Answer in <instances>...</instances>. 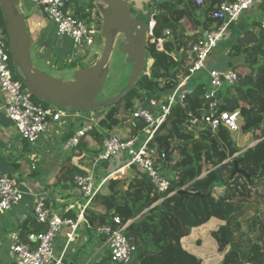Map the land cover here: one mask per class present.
Instances as JSON below:
<instances>
[{"label": "trees", "instance_id": "obj_1", "mask_svg": "<svg viewBox=\"0 0 264 264\" xmlns=\"http://www.w3.org/2000/svg\"><path fill=\"white\" fill-rule=\"evenodd\" d=\"M220 1L205 0L202 5H196L194 0H159L155 8L158 14L154 36L162 38L163 31L170 30V36L164 40L163 51H158L154 44L148 42L147 54L151 59L148 75H142L119 102L104 108L97 125L85 134L79 145L71 150L70 156L50 175L48 187L66 193L73 188L74 176L88 174V167L102 151L104 138L115 134L113 131L120 124L128 122L131 136L144 127L141 120L132 118V112L145 107L151 99L171 93L180 78L187 75V53L191 45L201 38L203 32L212 31L220 24L212 17ZM75 13L87 23H91L95 16L101 17L96 5H92L86 13L78 9ZM187 25L191 29L190 35L186 33ZM0 27L7 41L1 10ZM233 27L234 24L230 30ZM233 35L222 51L224 53L228 49L227 66L232 69L231 60L243 57L241 70L238 71L239 81L235 87L219 95L218 99L223 104L221 110L239 113L238 133L230 134L224 129L212 133L207 128L199 127L195 134L187 127L189 114L200 111L208 103L204 98V84H197L183 105L177 104L171 108L153 139L157 151L166 155L163 161H159L160 169L173 176L169 193H176L171 196H168V192L156 193L149 180L139 175L130 181L108 180L84 212L89 225L85 231L87 235H93L90 229L96 227H118L134 220L124 229L125 235L131 237L136 245V252L129 264H202L185 249L183 240L190 236L194 228L210 219L224 223L215 228L213 238L216 243L221 248L231 244L223 264L239 261L238 252L243 241H235L234 237L241 229L239 220L246 213L243 206L249 203L253 195L264 201V30L254 20L251 27L236 39ZM33 101L47 105L34 96ZM242 135L249 138L245 146L251 141L257 143L239 154L242 149L237 140ZM234 161L244 172L253 175L252 186L263 185L259 188L261 194L253 193L247 180L240 175L230 179ZM217 189L222 192L214 197ZM181 190L198 193L202 197L181 193ZM99 208L104 210H97ZM66 216L74 218L75 214L71 212ZM114 218H118L120 225L114 222ZM45 230L44 225L31 217L19 231L21 238L25 239L28 234H39ZM251 246L252 251L248 253L247 249L242 259L248 262L259 258L260 264H263L259 243ZM83 247L84 244L73 256L75 262L70 264H79L76 260L85 251Z\"/></svg>", "mask_w": 264, "mask_h": 264}, {"label": "built area", "instance_id": "obj_2", "mask_svg": "<svg viewBox=\"0 0 264 264\" xmlns=\"http://www.w3.org/2000/svg\"><path fill=\"white\" fill-rule=\"evenodd\" d=\"M21 1L19 0V3ZM204 1L194 0L196 5H202ZM25 2L42 8L43 17L53 26L57 39L68 41L76 48L92 44L96 34L93 24L100 23L101 17L95 16L91 23H87L75 13L77 9L81 13H86L88 8L84 6L90 5L91 0H25ZM82 2H85V5ZM249 13L255 16L260 29L264 30V0L220 1L212 14L220 24L212 31L203 32L201 38L191 45L187 53V56L189 55L187 75L180 78V82L171 93L151 99L145 107L132 112L133 119H139L144 123V127L137 134L127 139H122L117 134H110L104 138L102 151L89 166L88 174L74 176V200L71 204L57 212L53 209L48 193L41 192L31 196L33 218L38 224L44 225L46 230L39 234H28L25 239L21 238L19 230L13 231L9 236L8 245V255L12 264H65L68 257H73L80 248L79 230L89 229L84 212L111 177L121 179L120 176L126 174L129 175L126 180L130 181L135 175L143 176L149 180L154 192L169 193L171 186L169 172L159 167V161H163L166 155L165 152L157 151L153 139L160 125L170 114L171 108L177 104L183 105L193 94L196 86L190 83V79L197 73L206 72L209 88L205 89L204 98L208 103L200 111L189 114L187 122L194 128L204 127L212 133H217L219 129H224L230 134L238 133L239 113L221 110L223 104L218 98L223 92L238 84L236 67L240 65L232 61L233 69L207 70L206 63L210 54L227 39L231 25ZM157 14L154 9V13L149 16L146 36L148 42L154 44L158 51H163V43L165 38L170 36V30H164L162 38L154 36L156 20L153 16ZM224 54L228 55V49ZM174 60L176 61V58ZM147 71L146 75L149 73ZM0 94L3 99L0 112L14 123L21 139L30 145L37 142L49 143L48 141L56 138L63 153L67 154L76 148L85 134L98 123L91 114L83 117L84 112L35 103L24 78L12 65L8 43L1 27ZM36 168L37 165H34L33 169ZM95 172L101 174V178ZM174 193L176 192H171L168 196ZM24 200V193L19 189L17 180L0 173V216L11 212L14 207L23 204ZM71 212L75 214L74 218L66 216ZM133 221L118 227L100 226L90 229L93 236L103 239L102 248L106 253L101 251V248H93L92 252L83 251L78 257V263L129 264L136 252V245L131 237L125 235L124 229ZM114 222L120 225L118 218H114ZM59 241H62L61 246L58 245Z\"/></svg>", "mask_w": 264, "mask_h": 264}, {"label": "crops", "instance_id": "obj_3", "mask_svg": "<svg viewBox=\"0 0 264 264\" xmlns=\"http://www.w3.org/2000/svg\"><path fill=\"white\" fill-rule=\"evenodd\" d=\"M95 1V0H94ZM155 0H128V3L131 7L134 8L137 14H145L149 10L150 15L154 13V3ZM97 5V3H95ZM148 7L147 9L145 7ZM97 8V7H96ZM98 9V8H97ZM146 9V10H145ZM40 9L38 7L27 4L24 2V5L22 2L20 3V6L17 8V12L24 15L25 18V24L27 27V31L30 34L32 45H31V56L34 63V53H32V48H34L35 53L38 55V59L42 61L44 64L53 58L52 55L54 54L53 48L55 46H59L62 48L63 45H67V47H72L71 43L62 39H57L54 34V28L43 16L36 15ZM99 10V9H98ZM100 12V10H99ZM27 14H29V17H27ZM250 14V13H249ZM245 15L243 18L239 19L234 23L233 30H230L229 35L234 34V38L236 39L238 36L242 34L245 30H248L253 21L256 20L255 16ZM191 29L187 25L186 27V33L187 35H190ZM64 48V46H63ZM69 56L72 58V60L77 59L78 61L81 60L86 55V52L80 53V51H77V53L68 52ZM178 56V55H177ZM189 56V55H188ZM214 56L218 59L217 63H214V66L211 68L208 66V61L206 63V69H216V70H227L229 67L227 66V62L229 59H227V56L223 53V51L218 50L217 53L214 54ZM151 60V59H149ZM209 60V59H208ZM234 61L237 65H242L243 63V57H237L233 58L231 62ZM109 63V62H108ZM187 64L189 61L186 62ZM186 64V65H187ZM90 65H93L90 64ZM37 68L36 66H34ZM84 67H76L75 69L78 71L79 69L85 68ZM241 66L237 67V70L240 71ZM39 69V68H37ZM40 70V69H39ZM76 71V72H77ZM148 73V71H147ZM52 76V75H51ZM202 76L206 77V72L200 74V77L197 75L190 79V83L193 85H197L201 83ZM55 78L62 79L61 77L52 76ZM75 77V75H74ZM74 77L64 81L69 82L73 81ZM63 80V79H62ZM207 85V84H206ZM205 86V85H204ZM3 104V99L0 94V106ZM90 114L94 117V119H99L102 117L103 112H86L83 113V117H88ZM81 125V122L79 123ZM115 134H119L122 139H127L131 136V128L128 122H124L118 126L116 130L113 131ZM247 135H242L237 140L238 146L240 148L245 147L244 143L249 140L247 138ZM49 143H42L40 144L39 148L37 150L40 151H48L50 153L51 149L59 145L58 139L54 138L53 140L48 141ZM88 142L90 145H92V141L88 138ZM256 142H250L247 144L246 148H250L255 145ZM242 149V152L244 149ZM237 155V154H236ZM56 157L59 158L60 155H51L49 158V161L47 163L45 160L41 163L43 158L35 151L29 150L27 145L24 141H20L18 139V132L16 130V127L14 123L3 113L0 112V173L4 175H9L14 177L17 180L19 189L22 193H24V203L21 205H18L12 209L11 212L3 214L0 216V264H12L8 255V245H9V236L10 234L15 230H20L23 223L28 220L29 218L33 217L32 215V195L46 192L48 193L49 199L52 201L53 209L57 212H61L67 205L71 204L69 202V197L74 198L73 195V188H70L67 193L65 191H59V190H52L50 187H48L50 184L48 182V179L50 175L54 172L56 168H58L62 162L67 158V156L62 157L61 163H58L56 161ZM39 160V162H37ZM37 165L36 169H33V166ZM39 166V167H38ZM89 172V167H88ZM98 176L101 178V174L95 172ZM123 179H127L129 175H123ZM122 179V175L120 176ZM74 200V199H73ZM97 210H102L101 208ZM214 220V224H218V226L223 225L224 223ZM217 226V227H218ZM216 227V228H217ZM83 232V233H82ZM85 230H79L80 235V247L85 243L83 242V237L86 236ZM97 244L96 246L93 245V248H101V251L105 252L104 248H102L103 245V239L97 238ZM58 245H62V241H59ZM84 250H86L85 247H83ZM83 253V251H82ZM106 253V252H105ZM75 262L73 260V257H68V259L65 261V264H70L71 262ZM78 262V258L76 260Z\"/></svg>", "mask_w": 264, "mask_h": 264}, {"label": "water", "instance_id": "obj_4", "mask_svg": "<svg viewBox=\"0 0 264 264\" xmlns=\"http://www.w3.org/2000/svg\"><path fill=\"white\" fill-rule=\"evenodd\" d=\"M100 1L105 5L103 8L96 5L101 13L100 37L104 41L102 54L93 65L79 69L73 81L64 82L34 67L30 51L31 37L27 31L24 15L17 12L20 6L19 0H0V10L5 24L12 65L24 78L27 87L38 100L59 109L76 112L106 108L119 102L138 79L146 74L149 63L146 15L137 14L133 7L128 6L122 0ZM158 4V0L153 3L155 8ZM156 18L153 16V19L156 20ZM118 36L121 41L117 45V50L126 57L132 70L127 88L111 100L96 101L104 86L106 64L109 62ZM186 125L195 134L198 133V128L190 126L188 122ZM262 125L264 126V120ZM262 133L264 135V129ZM236 175L244 177L248 183L251 182L253 176L240 169L237 161H234L230 179ZM180 192L202 197L198 193L184 190Z\"/></svg>", "mask_w": 264, "mask_h": 264}, {"label": "rangeland", "instance_id": "obj_5", "mask_svg": "<svg viewBox=\"0 0 264 264\" xmlns=\"http://www.w3.org/2000/svg\"><path fill=\"white\" fill-rule=\"evenodd\" d=\"M122 1L128 6L130 5L128 3V0H122ZM21 2L24 5L25 0H22ZM95 3L100 5L101 8L105 7V5H103L100 0H95V1L91 0L90 5H86L84 6V8L87 7L89 10L92 5H95ZM82 4L85 5V2H82ZM145 8L147 9L148 7L146 6ZM38 9L40 10L38 11V13H36V15L43 16L42 8L38 7ZM93 9H94V6H93ZM149 16H150V11L148 10L146 12V22L148 21ZM27 17H29V14H27ZM243 17L244 15L241 18ZM93 27L96 30V34L94 35L93 42L90 46H83L81 48H76L73 46L67 47V45H63L64 48L63 46L62 48L59 46H55L53 48V52H54V54L52 55L53 58L49 61V63L47 62L46 64H44L42 61H40V59H38V55L35 53L34 48H32V53L35 54L33 57L34 66L39 68L46 75L61 77L63 81H67L73 78L74 75L76 74L77 70L75 68L77 66L78 67H84V66L89 67L91 66L90 64L92 63L94 64L100 58L102 54L104 41L100 37L101 22L93 24ZM231 37L232 35H228L227 39H225V41L221 45H219V47L210 54V57L207 63L209 67H211L212 65L214 66V63L218 62V59L214 56V54L217 53L218 50L222 51L223 47H226V45L231 41ZM120 41H121V38L120 36H118L115 40L114 49L111 53L109 63L106 64L107 68H106V79H105L104 86L101 89L96 101L103 102V101L111 100L116 95L121 94L127 88L132 70H131V66L127 63L126 57L117 50V45ZM69 51L71 52V54L77 53V51H80V53L86 52V55L83 58H81V60L79 61L77 59L72 60L71 58L72 56L70 57L68 54ZM200 74L202 73H197L196 75L200 77ZM199 81H201V83L205 85V88H209V85H206L208 81L207 76L206 77L202 76V80H199ZM45 106H52V105L47 104ZM104 110H105L104 108H99L93 111L102 113L104 112ZM86 112H90V111H86ZM18 139L20 141H23L21 137L19 136V134H18ZM24 142L29 148V150H31L32 152L33 151L37 152L43 158L41 163L44 160L47 163L51 155L56 156L58 154L60 155V157L59 158L56 157V161L58 163H61L62 157L64 156L68 157L71 154V151L68 152L67 154H64L60 145H57L56 147L51 149L52 153H50L48 151L37 150L40 144H42L41 142H37L34 145H30L26 141ZM246 147L247 146L242 147L241 149L246 148ZM245 150L246 149H244V151ZM243 152L239 154H242ZM170 174L171 173H169L170 179H172L173 176L172 174L171 175ZM115 179L116 178H112V177L110 178V180L112 181H114ZM196 180L198 181V179ZM219 190L217 189L216 195H214V197L222 192ZM69 198H70L69 202L72 203L73 198L72 197H69ZM251 198L252 199L249 200V203L243 206V210L246 213L239 220V223H241L242 227L234 237L235 241H240V240L243 241L242 242L243 245L241 246V251H247V249L252 244H255V242L260 243L261 238L259 237L263 233L262 227L255 226L254 228L251 229L250 221L258 215H260V217L262 218V221H264V214H263L264 201L261 198L256 197L255 195H253ZM103 210L104 209L102 208L101 211ZM217 226L218 224H214V220L212 221V219H210L209 222L202 224L200 227L194 228L190 236L183 240V246L185 247V249L189 251L191 254L195 255L202 262V264H212V263L217 264V262L219 263V261L222 260L220 258L222 254L220 252L218 254L216 253L217 247H216L215 242H213L212 240L213 233L215 232L216 230L215 228ZM81 230L84 231L85 229L82 228ZM86 236L87 237H83L82 239L83 242H85L84 243L86 247L85 251L92 252L93 245L96 246L97 244V240H96L97 237L93 235H87V234ZM91 236H92V239H91ZM89 237L91 240L89 239Z\"/></svg>", "mask_w": 264, "mask_h": 264}, {"label": "flooded vegetation", "instance_id": "obj_6", "mask_svg": "<svg viewBox=\"0 0 264 264\" xmlns=\"http://www.w3.org/2000/svg\"><path fill=\"white\" fill-rule=\"evenodd\" d=\"M248 185H249L250 188H252V191H254L253 193L256 192L257 194H261V191L259 190V188H260L261 186H263L261 183L256 184L255 186H252V185H251V182H250V183H248ZM254 220H255V221H254ZM240 224H241V223H240ZM221 226H222V225H221ZM255 226L263 227V230H262L263 233H262L261 236L259 237V238H261L260 243H259V247H260V252L263 253L262 258H263V260H264V221H262V218L260 217V215L256 216L254 219H252V220L250 221V228L252 229V228H254ZM241 227H242V225H241ZM212 238H213V236H212ZM212 240H213V242H215L216 247H217V249H216V253L218 254V253L220 252V253L222 254V255L220 256V258H221L222 260L219 261V263L217 262V264H223L224 256H225L226 254H228V253L230 252V250H231V244H226L223 248H221L220 245H218V244L216 243V241L214 240V238H213ZM255 243H258V242H255ZM252 245H253V244H252ZM251 248H252V246H250V247L248 248V249H249V252H248V253H250V251H252ZM244 253H247V252H246V251H241V249H240V251L238 252V255H239V261H238V263H237V262H234L233 264H260V262H259V258H256V259L253 260V261L244 262L245 260L242 259ZM212 264H215V263H212ZM263 264H264V262H263Z\"/></svg>", "mask_w": 264, "mask_h": 264}, {"label": "bare ground", "instance_id": "obj_7", "mask_svg": "<svg viewBox=\"0 0 264 264\" xmlns=\"http://www.w3.org/2000/svg\"><path fill=\"white\" fill-rule=\"evenodd\" d=\"M150 64H151V60H149L148 67L150 66Z\"/></svg>", "mask_w": 264, "mask_h": 264}]
</instances>
